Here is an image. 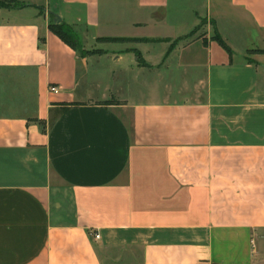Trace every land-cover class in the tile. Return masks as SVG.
I'll return each mask as SVG.
<instances>
[{"label": "crops", "instance_id": "crops-1", "mask_svg": "<svg viewBox=\"0 0 264 264\" xmlns=\"http://www.w3.org/2000/svg\"><path fill=\"white\" fill-rule=\"evenodd\" d=\"M21 1L0 8V264H264V0ZM51 15L143 39L146 64L81 55Z\"/></svg>", "mask_w": 264, "mask_h": 264}, {"label": "rangeland", "instance_id": "rangeland-1", "mask_svg": "<svg viewBox=\"0 0 264 264\" xmlns=\"http://www.w3.org/2000/svg\"><path fill=\"white\" fill-rule=\"evenodd\" d=\"M5 3H9V4H20L22 1L21 0H2ZM202 1L201 0H170V7L171 8H176L178 6H180L182 9H190V7H194V6H198L200 5ZM185 12V11H184ZM186 16V24H192L193 22V16H192V21L191 18L188 19L187 17L189 16L188 13L183 14ZM213 27V26H212ZM208 21L203 18L200 23L192 30L194 31V33L190 36L187 37V35H189L191 32H189L188 34L181 36L175 40H173L176 44H178L179 42L185 40L188 41L193 37H196L197 35L199 36H204L207 33V30L209 29H213ZM212 34H214V32L212 31ZM77 35V39L79 41L80 44V48L79 51H94V50H100L102 51L101 53L98 54H106V53H118V52H125L127 50H133L134 45L136 43V41H130V40H124V41H110L107 40L108 37H102V38H98L97 39V43L94 44L93 39L92 38H83L80 37L78 34ZM82 36V35H81ZM180 39V40H179ZM128 47V48H127ZM80 53V52H79ZM81 54V53H80Z\"/></svg>", "mask_w": 264, "mask_h": 264}, {"label": "trees", "instance_id": "trees-1", "mask_svg": "<svg viewBox=\"0 0 264 264\" xmlns=\"http://www.w3.org/2000/svg\"><path fill=\"white\" fill-rule=\"evenodd\" d=\"M25 6H28V4H25L24 2H21L20 4H9V3H5L2 0H0V8L18 9V8H23ZM49 27L53 33H55L61 40H63L70 47H72L73 49H75L77 51H79V49H81L80 48L81 46H80L79 41L77 39L76 32L74 31V29L69 24L65 23L64 21H61L59 23L55 22V16L51 15V22L49 24ZM214 28H215V33L213 36V40L217 41L220 45H222L223 48L228 52L229 56L232 57L233 52H232L231 48L226 44V42L224 41L222 36L219 34L218 30L216 29L215 23H214ZM193 33H194V31H192L189 35H187V37L192 35ZM107 40L115 41V42L116 41L130 40V41H136L137 42V41H141L143 39L125 38V37H108ZM175 42H173L171 44L169 50H171L175 46V44H176ZM133 51L136 52V54L139 58V62L143 65L146 64L143 61L140 52L136 49H133ZM260 51L264 52V50H260ZM79 52L81 53V55L86 56V55H90V54H98V53H101L102 51H100V50L81 51L80 50ZM113 102H115V101L110 100V101L104 102V103H113Z\"/></svg>", "mask_w": 264, "mask_h": 264}, {"label": "built area", "instance_id": "built-area-1", "mask_svg": "<svg viewBox=\"0 0 264 264\" xmlns=\"http://www.w3.org/2000/svg\"><path fill=\"white\" fill-rule=\"evenodd\" d=\"M50 91L53 92V93H58L59 92V87L55 86V85H51L50 86ZM99 237H100L99 233H96L95 234V238H99ZM201 264H204V263H201Z\"/></svg>", "mask_w": 264, "mask_h": 264}, {"label": "water", "instance_id": "water-1", "mask_svg": "<svg viewBox=\"0 0 264 264\" xmlns=\"http://www.w3.org/2000/svg\"><path fill=\"white\" fill-rule=\"evenodd\" d=\"M61 20L62 19H61V17L59 15H56L55 16V22H58L59 23V22H61Z\"/></svg>", "mask_w": 264, "mask_h": 264}]
</instances>
